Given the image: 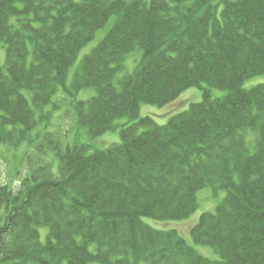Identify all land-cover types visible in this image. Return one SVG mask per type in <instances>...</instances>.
<instances>
[{
	"label": "trees",
	"instance_id": "1",
	"mask_svg": "<svg viewBox=\"0 0 264 264\" xmlns=\"http://www.w3.org/2000/svg\"><path fill=\"white\" fill-rule=\"evenodd\" d=\"M111 18L71 86L96 92L74 103L88 138L117 131L119 142H52L58 176L40 167L16 190L0 183V264H264V84L242 88L264 74V0H0V144L27 138L33 108L52 104ZM137 49L136 66L117 76ZM203 84L228 93L204 92L163 125L138 117L141 104ZM207 186L225 196L190 234L217 260L143 221L188 218Z\"/></svg>",
	"mask_w": 264,
	"mask_h": 264
},
{
	"label": "rangeland",
	"instance_id": "2",
	"mask_svg": "<svg viewBox=\"0 0 264 264\" xmlns=\"http://www.w3.org/2000/svg\"><path fill=\"white\" fill-rule=\"evenodd\" d=\"M113 18L107 24L99 29L93 39L79 52L77 58L69 67L65 86L59 87L57 94L52 99V104L45 106L41 111L33 108L34 117L37 121L36 126L28 132L27 138L17 147H9L0 144V183H9L14 190L19 186V181L30 171L43 167L47 174L58 176L59 161L55 149L51 147L52 142L60 144L61 148L69 145L85 144L89 146V151L101 150L112 143L119 142L117 131H109L98 138L90 139L87 136L86 129L78 126L75 118V101H86L95 95L94 88H86L75 91L71 86L74 75L77 72L80 58L89 53V51L98 44L104 37ZM141 57V52L137 49L132 52L123 63V70L117 74L122 76L130 72ZM5 50L0 43V65L4 64ZM256 84H264V74L254 76L243 82L242 88L248 89ZM204 92L209 99L224 97L228 91L209 87L203 84L201 88L191 87L185 89L173 102L164 106L141 104L138 110V117L149 116L159 125L165 124L171 116L188 108L190 103L200 102L203 99ZM30 101V98H28ZM48 112L46 118L41 116ZM129 118L117 120V124H129ZM250 147V146H249ZM252 151V148H250ZM225 191L223 189L214 190L207 186L197 192L198 205L195 211L188 217L179 221H156L150 218H143V221L154 229L167 230L175 229L181 235L187 244L192 246L202 256L217 260L219 254L211 247L196 244L190 234V229L198 221L200 214L205 212L213 213L215 206L223 199ZM41 241L45 240L47 228H38Z\"/></svg>",
	"mask_w": 264,
	"mask_h": 264
}]
</instances>
